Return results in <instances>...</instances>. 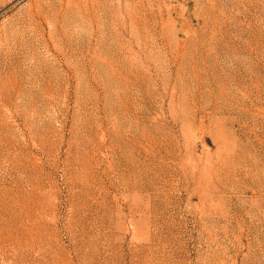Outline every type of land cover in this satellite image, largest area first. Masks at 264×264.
<instances>
[{
  "label": "rangeland",
  "instance_id": "374dc122",
  "mask_svg": "<svg viewBox=\"0 0 264 264\" xmlns=\"http://www.w3.org/2000/svg\"><path fill=\"white\" fill-rule=\"evenodd\" d=\"M0 264H264V0H0Z\"/></svg>",
  "mask_w": 264,
  "mask_h": 264
}]
</instances>
